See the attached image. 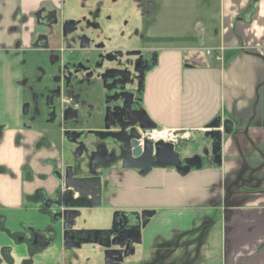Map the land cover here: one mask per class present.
Instances as JSON below:
<instances>
[{"label":"crops","instance_id":"crops-1","mask_svg":"<svg viewBox=\"0 0 264 264\" xmlns=\"http://www.w3.org/2000/svg\"><path fill=\"white\" fill-rule=\"evenodd\" d=\"M151 3L141 17L149 21V34L176 39L153 46L159 62L148 75L145 93L152 121L169 133L194 138L221 118L233 122V132L222 134L221 165L207 163L186 176L173 168L146 176L121 172L114 198L107 196L103 203L123 211L156 210L141 233L142 264H264V0ZM66 4L0 0V73L10 60L18 64L21 54L37 47L45 26L64 14ZM213 5L220 23L212 46H205ZM171 14L182 19L181 28H194L192 34L154 27L171 28ZM0 123V258L5 247L14 246L5 234L25 224L42 232L52 228L55 240L31 257L13 247V264L29 259L56 264L54 254L63 257L67 248L54 214L46 209L58 186L51 167L57 154L20 122Z\"/></svg>","mask_w":264,"mask_h":264},{"label":"flooded vegetation","instance_id":"flooded-vegetation-1","mask_svg":"<svg viewBox=\"0 0 264 264\" xmlns=\"http://www.w3.org/2000/svg\"><path fill=\"white\" fill-rule=\"evenodd\" d=\"M88 1L93 0L81 4L88 15L65 18L56 14V18L45 26L37 47L21 54L22 60L18 64L10 60L7 66L8 72L15 73L12 83L15 92L8 95L20 106L21 127L37 132L45 146L57 154L51 167L54 178L58 184L62 181L64 189L59 191L61 185L57 186L51 201L46 203V209L53 214L59 211L54 205L58 197L62 201L69 199L64 182L67 168H72L76 178L99 177L103 204L105 197L108 196V200L114 198L117 175L136 171L123 167L125 159L132 158L136 133L141 136L138 140L141 146L147 140L168 143L164 138L166 130L156 123V128L147 130L133 124L137 121L145 127L154 124L145 106V93L152 64L156 66L159 62V51L153 46L167 42V38L150 35L147 27L146 33L134 27L128 32L117 31L120 22L121 28L129 22L112 20L111 16L103 18V0L93 8L86 6ZM136 1L141 6L140 17L153 7L151 0ZM145 7L147 10L144 11ZM174 145L176 148V143ZM142 164L146 165V161ZM105 190H108L107 195ZM123 212L131 214L129 210ZM115 215L120 221L130 217ZM121 223L117 221L111 232L94 234L96 231H91L89 236L78 231L71 236L77 243L96 244L98 239L97 244L105 251L107 248L118 250L122 243L130 244V250L134 249L136 253L138 244L132 242L145 227L142 222L129 224V227H123L124 223ZM17 228L16 233L5 234L14 246L3 249L0 263L3 260L7 264L15 262L11 256L13 247L25 249L31 257L51 247L55 240L52 228L47 232L25 224H19ZM40 236L46 244L43 247L39 246ZM32 263L31 259L25 261V264Z\"/></svg>","mask_w":264,"mask_h":264},{"label":"rangeland","instance_id":"rangeland-1","mask_svg":"<svg viewBox=\"0 0 264 264\" xmlns=\"http://www.w3.org/2000/svg\"><path fill=\"white\" fill-rule=\"evenodd\" d=\"M66 11H64L63 17L70 18L73 16H79L81 14H87L88 11L82 8V5L85 0H66ZM155 1V0H153ZM100 0H93L88 1L86 4L87 7H95ZM105 9L103 10V18L106 16H111L112 20H116V16L120 15L121 21H128L129 25H127L125 28L122 27V22H120L118 25L120 27H117V31H121L122 29L125 31H129L131 28H136L142 33H146L147 28L149 27V21L148 20H142L141 19V6L140 3L136 0H103ZM211 15L213 17L210 20V26L208 28L207 32V38L203 42L202 45L205 46H212V43L210 42V38L214 37V29L218 28L220 19L217 16V10L216 6H212ZM144 11L147 10L145 7L143 9ZM172 15V14H171ZM195 15L200 16V13L195 12ZM219 15V14H218ZM216 16V17H214ZM171 23V28L162 27L160 23L155 24L154 27L158 28L161 32H170V33H179V34H192L194 28L184 29L181 28V24L183 23L182 19L178 21L177 17H174L173 15ZM192 18H194V13L192 15ZM136 21V22H135ZM135 22V24H134ZM147 27V28H146ZM3 72V70H2ZM18 76L20 75V72H16ZM15 73L11 74L10 72L6 71L4 73H0V122L2 123H8V125H15L20 122V106L18 103L14 102L12 98H10V92H15V88L13 89V81H14ZM23 77V75H22ZM19 79V77H17ZM16 80V78H15ZM13 89V90H12ZM8 96V97H7ZM9 99V100H8ZM1 124V123H0ZM5 128V126H4ZM155 133H153L154 135ZM155 137V136H154ZM176 140V151L179 155H181V159H186L187 157H193L194 155H199L203 159V165H206L207 163H211V157L206 156L207 151H211L212 149V141L211 139L205 137V135H195L194 138H188L185 137L182 134H179L174 137ZM44 147V144H40V148ZM59 172L62 175V171L59 170ZM59 191L64 189V185L62 181L58 184ZM108 190H105V194L107 195ZM105 201H107L106 197L104 198ZM142 211H131V214H128L127 212H123L122 210H116V208H113L110 206L109 203L104 202L101 207H96L93 209H82L81 210V216L77 219V223L74 227L76 231H83V232H91V231H101V232H109L114 223L122 222L125 223V221L121 220L120 218H115V214L119 213L120 215L124 216H130L126 220L129 222V224H136L135 216L134 214L139 213ZM121 223V224H122ZM143 231V230H142ZM56 264H105V249L98 244L93 243H84L80 247H67L65 251L63 252V257L59 252H56L55 254ZM144 247L141 245H138L136 247V253L133 256H130L128 259H126V264H142L144 261Z\"/></svg>","mask_w":264,"mask_h":264},{"label":"water","instance_id":"water-1","mask_svg":"<svg viewBox=\"0 0 264 264\" xmlns=\"http://www.w3.org/2000/svg\"><path fill=\"white\" fill-rule=\"evenodd\" d=\"M155 67V64H152ZM138 125L141 129H154L156 124L152 127H145L140 121L133 123ZM233 122L230 120L223 121L221 118L213 121L205 133V137L211 139L212 149L206 152V156L211 157L212 162L217 165H221V138L222 134H231L233 132ZM141 138L139 134H135V141L133 146L132 158L127 157L125 160L124 169H134L138 171L139 175L146 176L153 169H165L173 168L181 176H186L192 169H201L203 167V159L199 155H195L190 158H186L183 161L180 155L175 149V145L172 142L168 143H152L147 140L144 145L141 146L138 140ZM146 161V165L142 164V161ZM129 162V163H128ZM65 188L68 190L67 197L69 199L62 201L60 197L54 203L59 210L54 213V225L58 226L62 232V238L67 247L75 248L80 247L84 241L79 243L75 242V238L71 236L76 235L78 231L74 229L77 219L81 216L82 209H93L102 206V183L99 177L90 178H76L72 168H67L65 172ZM156 215V210H145L134 214L137 224H141L143 227L149 223L150 219ZM116 218V215H115ZM123 227H129V222L124 220ZM115 224V223H114ZM114 229V225L111 230ZM111 230L109 232H111ZM87 235H91V232H86ZM41 242H43L40 236ZM39 243V246H45L46 244ZM95 243H99L96 239ZM132 243L140 245L142 243V236L139 234L137 240ZM116 245L115 243H113ZM120 249L107 248L105 251V264H123L124 259L129 256L135 255V250H130V244L126 245L122 243Z\"/></svg>","mask_w":264,"mask_h":264},{"label":"built area","instance_id":"built-area-1","mask_svg":"<svg viewBox=\"0 0 264 264\" xmlns=\"http://www.w3.org/2000/svg\"><path fill=\"white\" fill-rule=\"evenodd\" d=\"M211 53V52H209ZM219 57V56H218ZM166 135H164L165 139L168 141V142H172L174 144V142H176V140L174 139L175 136L179 135L180 133H169L168 131H166L165 133ZM183 135V134H182Z\"/></svg>","mask_w":264,"mask_h":264},{"label":"trees","instance_id":"trees-1","mask_svg":"<svg viewBox=\"0 0 264 264\" xmlns=\"http://www.w3.org/2000/svg\"><path fill=\"white\" fill-rule=\"evenodd\" d=\"M176 39L174 38H167V41H175ZM234 54H236V52H233L232 54H230L228 56V58H230L231 56H233ZM94 234H103V233H107V232H101V231H96V232H93Z\"/></svg>","mask_w":264,"mask_h":264},{"label":"bare ground","instance_id":"bare-ground-1","mask_svg":"<svg viewBox=\"0 0 264 264\" xmlns=\"http://www.w3.org/2000/svg\"><path fill=\"white\" fill-rule=\"evenodd\" d=\"M154 136H155V137H158V135H157V134H154ZM159 136H160V135H159Z\"/></svg>","mask_w":264,"mask_h":264}]
</instances>
